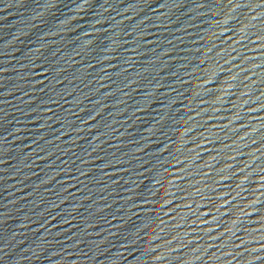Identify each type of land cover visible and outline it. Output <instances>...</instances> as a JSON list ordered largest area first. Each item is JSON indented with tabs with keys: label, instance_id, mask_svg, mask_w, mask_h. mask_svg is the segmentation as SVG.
Instances as JSON below:
<instances>
[{
	"label": "water",
	"instance_id": "obj_1",
	"mask_svg": "<svg viewBox=\"0 0 264 264\" xmlns=\"http://www.w3.org/2000/svg\"><path fill=\"white\" fill-rule=\"evenodd\" d=\"M43 264H264V0H155Z\"/></svg>",
	"mask_w": 264,
	"mask_h": 264
}]
</instances>
